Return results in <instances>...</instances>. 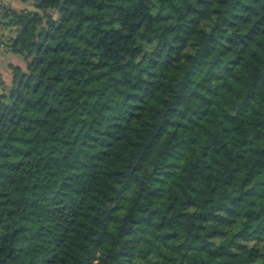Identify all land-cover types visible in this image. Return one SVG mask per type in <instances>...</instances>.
<instances>
[{"label": "trees", "instance_id": "1", "mask_svg": "<svg viewBox=\"0 0 264 264\" xmlns=\"http://www.w3.org/2000/svg\"><path fill=\"white\" fill-rule=\"evenodd\" d=\"M34 1L0 264H264V0Z\"/></svg>", "mask_w": 264, "mask_h": 264}, {"label": "crops", "instance_id": "2", "mask_svg": "<svg viewBox=\"0 0 264 264\" xmlns=\"http://www.w3.org/2000/svg\"><path fill=\"white\" fill-rule=\"evenodd\" d=\"M32 6L37 7L36 1L34 0H0V79L3 82L4 90H8V88L12 84V71L10 66H17L22 70L25 69V59L22 55L15 53L10 50V38L15 34V28L11 30V34L7 35L2 30L5 29L8 23H4L1 18H5L9 15L13 16L11 11L19 12L21 10H27L32 13H37V11H33ZM39 14V13H38ZM10 23V22H9ZM7 35V36H5ZM4 93V92H2Z\"/></svg>", "mask_w": 264, "mask_h": 264}, {"label": "water", "instance_id": "3", "mask_svg": "<svg viewBox=\"0 0 264 264\" xmlns=\"http://www.w3.org/2000/svg\"><path fill=\"white\" fill-rule=\"evenodd\" d=\"M32 9H33V11H37V13H39V14H42V10L41 9H39V8H37V7H35V6H32ZM2 16V14H0V17ZM13 18V16L12 15H9V16H7V17H5V18H1V20L4 22V23H8V25H7V27L5 28V29H3L2 31L4 32V33H6L7 35L9 34H11V30L13 29V28H15L16 29V26L15 25H13L12 23H9L10 21H11V19ZM7 35H5V36H7ZM14 36V35H13ZM12 36V37H13ZM3 90H4V87L3 86H0V94L3 92Z\"/></svg>", "mask_w": 264, "mask_h": 264}, {"label": "rangeland", "instance_id": "4", "mask_svg": "<svg viewBox=\"0 0 264 264\" xmlns=\"http://www.w3.org/2000/svg\"><path fill=\"white\" fill-rule=\"evenodd\" d=\"M3 92H4V93H5V92L7 93V90H6V91H3ZM257 94H258L259 99L264 100V91H263V90L259 89V90L257 91Z\"/></svg>", "mask_w": 264, "mask_h": 264}]
</instances>
